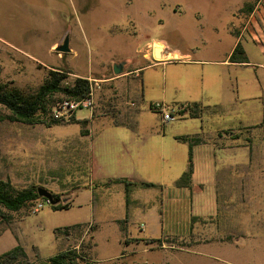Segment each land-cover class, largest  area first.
Masks as SVG:
<instances>
[{"label": "rangeland", "instance_id": "rangeland-1", "mask_svg": "<svg viewBox=\"0 0 264 264\" xmlns=\"http://www.w3.org/2000/svg\"><path fill=\"white\" fill-rule=\"evenodd\" d=\"M247 4H257L260 12L244 25ZM65 39L70 52L59 55L56 44ZM154 42L178 54L167 59H177H146L143 53ZM237 44L248 64L229 63ZM120 63L137 70V78L122 80L128 92L118 83L100 82L115 77L113 65ZM48 71L69 72L65 85L88 76L100 81L91 82L92 109L73 118L89 121L85 136L70 122L50 128L11 122L0 107V179L72 203L63 211L22 210L30 236L39 222L44 228L41 246L51 241L52 228L84 223L82 236L66 243L79 250L80 264L116 263L107 259L121 252L120 228L132 236H172L157 241L154 252L133 245L137 253L123 264H264V141L256 128L264 122V0H0V87L32 95ZM61 99L55 96L53 106ZM186 102L200 105L198 118L176 114L163 125L150 108ZM125 110L135 111L133 132L110 119L121 122L117 114ZM173 134L206 137L224 147L217 164L233 165L230 201L220 197L217 219L205 223L213 234L196 232L189 219L179 221L176 231L160 222L161 190L174 188L188 166V145L174 141ZM134 174L156 188L132 192L129 186L138 205L125 219L127 185L106 183ZM0 213L6 217L1 230L14 217ZM228 225V232L237 233L221 235L219 229Z\"/></svg>", "mask_w": 264, "mask_h": 264}, {"label": "crops", "instance_id": "crops-1", "mask_svg": "<svg viewBox=\"0 0 264 264\" xmlns=\"http://www.w3.org/2000/svg\"><path fill=\"white\" fill-rule=\"evenodd\" d=\"M260 1H258L257 4H259ZM247 4L248 12L244 16V19L246 21L244 22V25L249 24L251 21L254 20V18L257 17L258 13L260 12V8L257 6ZM243 10V9H242ZM241 11V10H239ZM158 42H154L152 44H148L145 52L143 53V56L146 59H154V51L155 49H159L160 51V61L155 62V64H164L171 62L172 59H167L172 54H178L176 52H170L167 51L166 47L162 44V47L153 45ZM161 44V43H160ZM59 45L60 44H56ZM58 47V46H57ZM128 68V69H126ZM124 73L121 76H115L110 77L105 80H98L96 78H90V76L86 77V79L90 82L100 81L104 83H118L119 86L124 87L125 91L128 92L127 89V83L122 82V80H127L128 75L135 76L134 78H137L136 72L137 70H133L130 67L127 66V64H124L123 66ZM74 75V74H73ZM189 102H186L188 104ZM134 112L131 111L130 113H127V111H120L118 112L117 116L123 118V120L119 123L121 124H132L134 127L131 130L133 132L135 125L133 124L134 120ZM114 117V116H113ZM116 118V117H114ZM111 119V117H110ZM113 124V121H112ZM114 125V124H113ZM126 128V127H125ZM180 136H188L183 134L175 135L173 134L171 137L174 141L176 137ZM204 142L200 145L192 147V166H193V172L191 176V186L190 188H174L166 190H161V195L159 202L161 204V211L159 213L160 222L162 221L163 226L165 229L169 230H179V226L177 223L181 220H187L189 219L191 222V227L196 228V232L200 229H203L205 232H211L210 234H213V231L211 228H208L206 226V222L208 221H214L218 217V207H219V198L225 197V201H230V197L232 195L231 189H232V182L233 178L230 174V171L232 170L233 165H218L216 162V157L219 154V150H222L224 147H221V145H217V143H213L212 141H209L206 137L202 138ZM164 141V137L161 138V142ZM226 148V146H225ZM161 149L163 150V144L161 145ZM223 151V150H222ZM224 152V151H223ZM163 154V153H162ZM161 154V156H162ZM92 167V176L95 177V161H93V158L90 162ZM250 165H246V168H248ZM236 167V166H235ZM134 169V168H132ZM117 180H125L126 183L132 184V183H147L145 182L140 176L133 175L128 176L127 178H120ZM111 181H114L112 179ZM108 181L107 187L111 184H115L114 182ZM122 184V183H119ZM149 184V183H148ZM132 192L138 191L139 189H144L140 187H129ZM156 188V186L154 187ZM126 198L125 194V219L129 217L130 210L133 206L138 205V201L134 199L131 195V193ZM125 193V190H124ZM95 194V192L93 193ZM229 198V199H228ZM94 200V199H93ZM93 200L91 202V206L93 207ZM66 199H63V202H65ZM73 202V201H72ZM71 203V202H70ZM231 203V202H230ZM72 206V203L70 204ZM183 207L184 210L181 212L180 208ZM173 211V212H172ZM172 214V217L169 224L165 221V216L167 214ZM16 214H20V216L17 218L15 217ZM185 215V216H183ZM12 216L14 217V220L11 221V223H8L7 226L0 232V255L10 251L14 247L20 245L22 246L28 258L32 262V264H52L50 259L57 255L59 252L65 251L67 248V242L69 241V238H63V237H57L54 234L55 229H61L68 226L78 225V224H84V223H76L73 225H68L64 227H56L52 228L51 231V241L48 245L41 246L40 239L41 234L44 231V228L41 226L40 222L33 228V233L36 232L37 234H34V236H30L29 233H27L26 215L22 214V210L17 213H12ZM183 216V217H182ZM228 218V217H227ZM87 223V222H86ZM1 224V222H0ZM209 229H211L209 231ZM224 230V231H223ZM228 230H232V225L225 226L224 229H219V232L221 235H230L231 233H237L234 228V232H228ZM121 233L124 232V239H120L119 242V248L121 249L120 254H116L111 256V258L107 259V262L115 261L114 264H123V261L125 258L132 257L137 252L133 245H145L147 249H145L144 252H154L157 251L156 242L160 239H166L169 237H172L171 235H166V233L161 232L159 235H154V238L151 235L148 236H132L131 234L127 233V230L124 231L123 228H120ZM97 234L96 230L93 232L92 240L94 243V235ZM193 234H190V236ZM182 238H185L186 236H179ZM127 242L129 246H125L123 248L122 243ZM227 245L232 246L231 244L227 243ZM129 247H132L129 249ZM165 247L163 246V249ZM32 249H35L37 257L35 258L34 253L32 252ZM126 249V250H125ZM94 251H95V243H94ZM167 264V263H166Z\"/></svg>", "mask_w": 264, "mask_h": 264}, {"label": "trees", "instance_id": "trees-1", "mask_svg": "<svg viewBox=\"0 0 264 264\" xmlns=\"http://www.w3.org/2000/svg\"><path fill=\"white\" fill-rule=\"evenodd\" d=\"M229 63L244 65L248 64L247 58L239 44L235 46L229 56ZM69 72L62 71H48L41 86L32 95H24L17 89H0V107L4 108L10 113L8 118L11 122L20 123L27 126L44 125L47 128L52 126H59L60 123L55 121H48L46 119L50 108L53 106L54 97L62 95L63 98L69 99H81L87 97L92 88V83L87 79L76 78L71 85H65V82L69 76ZM185 107L184 114L191 119L198 118L201 114V107L196 103H188L182 105ZM152 110V106L150 107ZM135 112V111H133ZM115 127H126L130 130L133 129L132 124H121L114 117H111ZM88 120H75L72 119L69 124L79 125L82 128V136L87 135L85 127L88 124ZM261 132L262 139L264 141V122L257 126ZM238 139V138H237ZM177 142H181L188 145V166L186 171L177 179L174 183L176 188H190L191 176L193 172L192 166V147L200 145L204 142L199 135H188L176 137ZM114 183H122L127 185L125 188L126 198L130 194L129 186L140 188H154L155 185L148 183H132L131 185L126 183L125 180H114ZM36 187L31 186L27 188H15L10 181L0 179V209H4L10 213H17L23 209L31 208L34 203L40 198L36 192ZM52 200L55 203L49 207L53 211L68 210L70 203L67 201L62 202L58 196L52 195ZM5 215L0 213V220H5ZM7 223V222H5ZM6 227V226H5ZM4 227V228H5ZM84 225L78 224L73 226L64 227L61 229H55L54 234L57 237L70 238L78 235L82 236V228ZM2 228V230H4ZM32 252L37 257L35 249ZM52 264H80L83 261V257L79 253V250L75 247L66 248L65 251L59 252L57 255L50 259ZM0 264H32L28 258L25 249L18 245L10 251L0 255Z\"/></svg>", "mask_w": 264, "mask_h": 264}, {"label": "built area", "instance_id": "built-area-1", "mask_svg": "<svg viewBox=\"0 0 264 264\" xmlns=\"http://www.w3.org/2000/svg\"><path fill=\"white\" fill-rule=\"evenodd\" d=\"M172 59H177V57ZM130 105L135 106L134 103H131ZM92 107L93 92L91 88L90 93L87 97L76 100L69 98L61 99L52 107L50 112V118L52 119V121H55L57 123H68L75 117L77 111L84 109L91 110ZM152 109L155 112L159 113L161 123L163 125L173 122L175 120L176 114H183V116L186 115V113H183L185 111L184 106L168 108L163 106L162 104H155L152 105ZM44 206H50V203L47 200L40 199L36 201L34 205L30 208V212L32 214L37 213Z\"/></svg>", "mask_w": 264, "mask_h": 264}, {"label": "water", "instance_id": "water-1", "mask_svg": "<svg viewBox=\"0 0 264 264\" xmlns=\"http://www.w3.org/2000/svg\"><path fill=\"white\" fill-rule=\"evenodd\" d=\"M55 52L57 54H59V55H61V54H63V55L64 54H68L70 52V50L68 49L67 39H65L60 46H58V47L55 48ZM159 53H160L159 49H155V51H154V59L156 61H160V60H157V59H160V54ZM123 66H124V64H122V63H120V64H114L113 65V68H112L113 74L115 76H121L123 74ZM36 192H37V194H38V196L40 198H42L44 200H47L50 203V205H54L55 204L53 202V200H52V195L50 193H48L46 190L41 189V188H38L36 190Z\"/></svg>", "mask_w": 264, "mask_h": 264}, {"label": "bare ground", "instance_id": "bare-ground-1", "mask_svg": "<svg viewBox=\"0 0 264 264\" xmlns=\"http://www.w3.org/2000/svg\"><path fill=\"white\" fill-rule=\"evenodd\" d=\"M157 60H159V59H157Z\"/></svg>", "mask_w": 264, "mask_h": 264}]
</instances>
